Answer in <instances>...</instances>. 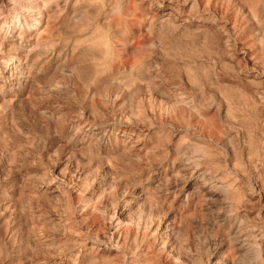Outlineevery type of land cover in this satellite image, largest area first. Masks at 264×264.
<instances>
[{"label": "rangeland", "instance_id": "obj_1", "mask_svg": "<svg viewBox=\"0 0 264 264\" xmlns=\"http://www.w3.org/2000/svg\"><path fill=\"white\" fill-rule=\"evenodd\" d=\"M0 264H264V0H0Z\"/></svg>", "mask_w": 264, "mask_h": 264}]
</instances>
